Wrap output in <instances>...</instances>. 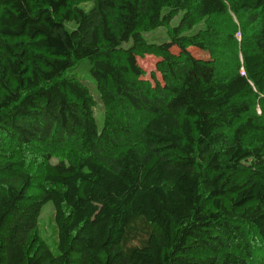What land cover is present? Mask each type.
I'll list each match as a JSON object with an SVG mask.
<instances>
[{"label": "trees", "instance_id": "trees-1", "mask_svg": "<svg viewBox=\"0 0 264 264\" xmlns=\"http://www.w3.org/2000/svg\"><path fill=\"white\" fill-rule=\"evenodd\" d=\"M262 11L264 0H0V264H256ZM231 13L256 25L240 56ZM163 27L168 40L144 37ZM68 146L77 160L62 158ZM48 203L54 247L35 235Z\"/></svg>", "mask_w": 264, "mask_h": 264}, {"label": "rangeland", "instance_id": "rangeland-1", "mask_svg": "<svg viewBox=\"0 0 264 264\" xmlns=\"http://www.w3.org/2000/svg\"><path fill=\"white\" fill-rule=\"evenodd\" d=\"M83 8L88 10L91 7V4H83ZM182 14H179L176 18L173 19L171 22V26H174L178 23L180 17ZM231 20L234 22H229V20L223 21L224 25L229 28H233L232 24L234 26V32H235V38L237 41V45L239 47V54L241 55L242 52L247 51L250 43H249V35L252 32V30L256 27V25L251 24L250 20L245 15H234L230 14ZM259 18L261 19V22L264 23V11H262L259 14ZM202 27V24L199 26ZM144 37L150 41L155 43H161L166 40H168V29L166 27L158 28L157 30H154L149 33H145ZM194 55L197 57L205 58L206 54H202L198 51L194 50ZM157 59L153 56H145L138 60L139 66L142 68V70L145 72V79H150V74L155 70V63ZM259 110V108H257ZM260 111V110H259ZM96 116H97V122H98V128L102 127V111L101 109L96 110ZM69 148H66L65 151L62 153V158L67 161H74L77 160L81 152L76 148L75 146H68ZM57 158H53L51 160L52 163L57 162ZM26 172L31 174L33 176V184L34 188L30 192L32 196L36 195L38 190L37 187L40 184V176H41V163L40 159L36 157L35 155H30L27 158V166H26ZM37 239L39 241H42L43 243L49 245L50 247H54L57 236H56V226L54 223V209L53 206L48 203L46 204L41 213L40 216L37 219V228L35 233ZM255 263L256 264H263L264 263V255L260 253H255L254 255Z\"/></svg>", "mask_w": 264, "mask_h": 264}]
</instances>
